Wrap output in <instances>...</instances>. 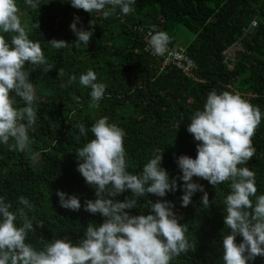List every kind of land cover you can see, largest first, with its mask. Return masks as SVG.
I'll use <instances>...</instances> for the list:
<instances>
[{
  "label": "trees",
  "instance_id": "1",
  "mask_svg": "<svg viewBox=\"0 0 264 264\" xmlns=\"http://www.w3.org/2000/svg\"><path fill=\"white\" fill-rule=\"evenodd\" d=\"M17 3L30 39L41 44L51 66L44 72L43 66L25 65L37 94L36 123L29 132L31 152L0 145V196L12 203L13 210L18 197H26L32 203L26 215L42 223L37 228L33 222L35 231L28 234L27 243L42 249L53 238L68 236L78 242L89 222L104 220L83 207L72 211L58 203L57 190L78 195L82 205L96 198L94 189L77 171L75 151L93 138L90 131L81 136L78 124L87 129L96 119L107 116L110 123L126 132L129 172H139L154 153H162V166L180 185L176 157H195L198 143L187 131V124L193 113L203 109L212 90L239 93L261 109V122L251 138L255 153L239 166L255 173L256 195L264 194V0H136L133 12L121 15L117 9L108 18L74 8L67 0H40L36 8L24 0ZM76 16L80 17L77 27L85 29L95 20L89 45L52 48L48 40L53 38L69 43L76 40L70 28ZM254 19L258 21L256 28L251 27ZM153 25L168 34L170 46L179 45L176 32L181 27L195 34L181 44L196 64L190 76L174 64H164L165 53L153 55L147 48L146 37ZM235 43L242 49L231 61L233 68H228L224 51ZM88 69L106 85L98 107L89 106L90 89L79 84V75ZM72 75L77 79L68 83ZM32 154L38 155L33 159ZM193 179L208 192V209L201 207L200 191L182 207L178 187L163 198L154 194L138 198L137 207L127 211L146 213L148 198L173 201L179 222L188 225L185 235L193 247L170 264H223L222 235L229 229L224 225L222 201L231 191L230 182L213 186L202 178ZM128 196L131 198L130 190L115 199ZM236 239L239 242L242 237ZM251 264H264V256H257Z\"/></svg>",
  "mask_w": 264,
  "mask_h": 264
},
{
  "label": "clouds",
  "instance_id": "2",
  "mask_svg": "<svg viewBox=\"0 0 264 264\" xmlns=\"http://www.w3.org/2000/svg\"><path fill=\"white\" fill-rule=\"evenodd\" d=\"M67 2L74 8L108 18L117 9L121 15L133 12L136 0ZM24 3L36 8L40 0H24ZM18 13L17 0H0V145L31 152L29 132L36 123L37 94L30 79L31 71L25 65L43 66L44 72L51 66L41 44L30 39V29L22 24ZM79 21L80 17L76 16L70 24L76 36L74 43L53 38L48 40L51 47L89 45L95 20L89 21L87 29L77 27ZM33 27L39 28V24ZM169 42L168 34L153 25L147 39L151 53L163 55ZM76 79L72 75L68 83ZM79 84L90 89L89 106L98 107L106 85L97 80V73L92 69L81 73ZM261 118L259 106L239 93L210 91L203 109L193 113L187 124V131L198 142L196 156L176 157L178 179L183 182L180 185L177 177H170L162 166V153H154L139 172H129L124 147L126 132L116 123H110L107 116L96 119L87 129L84 124H78L81 136H87L90 131L93 138L75 151L77 171L94 189L96 198L87 199L82 205L78 195L57 190L58 203L72 211L83 207L89 213H98L103 222H89L78 242L64 236L36 249L26 239L35 231L33 222L37 228L42 223L26 215L25 210L32 208L30 200L18 197V206L13 210L12 203L0 196V264H170L193 247L185 235L188 225L179 222L174 202L148 198L146 213L133 215L127 210L137 207L138 198L148 194L163 198L178 187L182 190V207L189 205L193 195L200 191L203 192L201 207L208 209L209 194L193 177L207 180L213 186L230 182L231 191L222 201L224 225L229 229L222 235L223 264H251L257 256H264V194L256 195L255 173L239 165H244L255 153L251 138ZM36 155L32 154V158ZM126 190L131 191V198L115 199ZM237 236L242 237L239 242Z\"/></svg>",
  "mask_w": 264,
  "mask_h": 264
},
{
  "label": "built area",
  "instance_id": "3",
  "mask_svg": "<svg viewBox=\"0 0 264 264\" xmlns=\"http://www.w3.org/2000/svg\"><path fill=\"white\" fill-rule=\"evenodd\" d=\"M251 27L252 28L258 27L257 19H254L251 22ZM148 35L149 32L147 34L146 39H148ZM241 49H242L241 44L235 43L234 45H232L231 47H229L224 51L226 56L225 61L228 64V68H233L231 61L235 59L236 52ZM164 56H165V60L163 62L164 64H168V63L174 64L184 73H186L188 76L191 75L192 70L196 67L194 60L189 56V54L187 53L184 47L168 45Z\"/></svg>",
  "mask_w": 264,
  "mask_h": 264
},
{
  "label": "rangeland",
  "instance_id": "4",
  "mask_svg": "<svg viewBox=\"0 0 264 264\" xmlns=\"http://www.w3.org/2000/svg\"><path fill=\"white\" fill-rule=\"evenodd\" d=\"M194 33L188 31L187 29L181 27L177 30L176 32V39H177V43L179 45H185L188 41L192 40L194 38ZM233 66V64H232Z\"/></svg>",
  "mask_w": 264,
  "mask_h": 264
}]
</instances>
